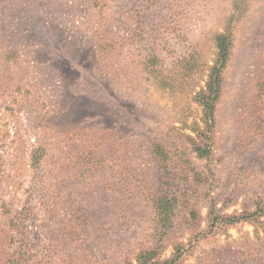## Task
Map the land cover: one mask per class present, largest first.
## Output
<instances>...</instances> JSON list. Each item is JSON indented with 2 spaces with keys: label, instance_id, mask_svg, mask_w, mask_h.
Listing matches in <instances>:
<instances>
[{
  "label": "rangeland",
  "instance_id": "374dc122",
  "mask_svg": "<svg viewBox=\"0 0 264 264\" xmlns=\"http://www.w3.org/2000/svg\"><path fill=\"white\" fill-rule=\"evenodd\" d=\"M0 264H264V0H0Z\"/></svg>",
  "mask_w": 264,
  "mask_h": 264
},
{
  "label": "trees",
  "instance_id": "16d2710c",
  "mask_svg": "<svg viewBox=\"0 0 264 264\" xmlns=\"http://www.w3.org/2000/svg\"><path fill=\"white\" fill-rule=\"evenodd\" d=\"M229 40L226 35L216 36L217 58L215 65L211 68L206 89L199 93V103L202 107L204 118L212 125L214 119L215 104L219 98L222 83V70L227 62L229 54Z\"/></svg>",
  "mask_w": 264,
  "mask_h": 264
}]
</instances>
